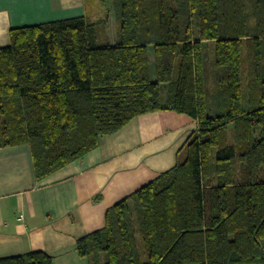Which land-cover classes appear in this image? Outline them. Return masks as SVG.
<instances>
[{"label":"trees","instance_id":"16d2710c","mask_svg":"<svg viewBox=\"0 0 264 264\" xmlns=\"http://www.w3.org/2000/svg\"><path fill=\"white\" fill-rule=\"evenodd\" d=\"M100 1L98 21L10 30L0 149L29 146L40 181L136 117L186 115L198 132L185 160L110 208L104 228L77 241L79 256L264 264V0H112V43ZM0 264L53 262L29 252Z\"/></svg>","mask_w":264,"mask_h":264},{"label":"crops","instance_id":"0c3cea01","mask_svg":"<svg viewBox=\"0 0 264 264\" xmlns=\"http://www.w3.org/2000/svg\"><path fill=\"white\" fill-rule=\"evenodd\" d=\"M90 2L94 0H0V48L10 45L11 29L80 17L103 19V3L90 11ZM102 8L103 17L89 18ZM115 38L109 37L110 42ZM197 132V122L183 114L139 116L40 181L29 146L0 149V259L43 252L53 264H89L79 256L77 241L104 228L110 208L185 160L184 147Z\"/></svg>","mask_w":264,"mask_h":264},{"label":"rangeland","instance_id":"374dc122","mask_svg":"<svg viewBox=\"0 0 264 264\" xmlns=\"http://www.w3.org/2000/svg\"><path fill=\"white\" fill-rule=\"evenodd\" d=\"M111 1L112 0H106V4L108 7V25H107L106 31H107V34H109V37L111 39H113L115 34H116L115 32L117 31V28H118V22H117V19L115 17V11L113 10L112 5H111ZM101 2L102 1H100V0H94V2H90L88 4V10L92 11V9L94 8V5H98ZM95 16H97V17H89V18L95 19V18L103 17L104 16V9L102 8V12L99 11V13ZM194 31L196 32V34L199 32L197 23H195V25H194ZM206 58H208L207 54H206ZM143 263H145V258L143 259Z\"/></svg>","mask_w":264,"mask_h":264},{"label":"snow or ice","instance_id":"6c2138e0","mask_svg":"<svg viewBox=\"0 0 264 264\" xmlns=\"http://www.w3.org/2000/svg\"><path fill=\"white\" fill-rule=\"evenodd\" d=\"M20 3H29L30 0H19Z\"/></svg>","mask_w":264,"mask_h":264}]
</instances>
